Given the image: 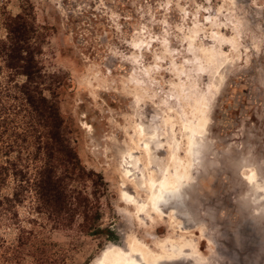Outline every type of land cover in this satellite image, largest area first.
Segmentation results:
<instances>
[{
	"label": "rangeland",
	"instance_id": "rangeland-1",
	"mask_svg": "<svg viewBox=\"0 0 264 264\" xmlns=\"http://www.w3.org/2000/svg\"><path fill=\"white\" fill-rule=\"evenodd\" d=\"M16 15L41 38L42 86L55 93L84 175L66 182L60 226L35 211L32 193L15 221L1 217L0 264H94L131 242L153 259L187 251L163 264H264V0H0V39L3 20ZM6 74L0 61L10 109L17 101ZM196 96L206 100L200 122ZM6 116L20 128L23 112ZM136 126L151 138L149 164L134 152ZM171 149L187 172L176 199L153 211L123 173L136 157L138 179L160 186L175 170Z\"/></svg>",
	"mask_w": 264,
	"mask_h": 264
},
{
	"label": "trees",
	"instance_id": "trees-1",
	"mask_svg": "<svg viewBox=\"0 0 264 264\" xmlns=\"http://www.w3.org/2000/svg\"><path fill=\"white\" fill-rule=\"evenodd\" d=\"M3 28L5 36L0 39V61L7 81L15 89L17 102L8 109L9 106L1 103L3 95L0 94V219L8 215L15 221V206L27 193H32L35 211L60 226L65 219L66 182L82 177L84 170L63 135L55 93L42 86L44 74L36 59L40 54L41 38L36 27L16 15L6 17ZM16 77H22V82L16 83ZM44 90L49 91L48 96L43 94ZM16 110L23 112L20 128L10 127L6 116ZM28 161L34 164L32 173ZM90 174L92 172H87ZM9 181L12 184L10 193L2 194L1 190ZM17 245L22 246L20 237Z\"/></svg>",
	"mask_w": 264,
	"mask_h": 264
},
{
	"label": "bare ground",
	"instance_id": "bare-ground-1",
	"mask_svg": "<svg viewBox=\"0 0 264 264\" xmlns=\"http://www.w3.org/2000/svg\"><path fill=\"white\" fill-rule=\"evenodd\" d=\"M205 101L206 100H204V96L203 97L196 96L195 98H192V104H191L192 105V117L195 118L194 120L198 122H200L202 119V114L205 109ZM134 130L136 131V139L132 140L135 146V150H136L134 152L136 153L137 149H140L141 153H143L146 159V163L149 164L151 154H152L150 146H149L150 137H144L142 128L138 126H136ZM140 142L143 144L139 146ZM168 161L171 163V165L175 167V170H173L174 173L164 174L161 178L160 186H157V187L154 185V183L145 181L143 177H141L142 179H138V175L142 176V172H139L141 170L140 169L141 163L139 162V159H137L136 157H134L130 166H128L127 169H125L123 173L124 175L123 177L129 178L127 180H130V182L132 183V186L136 190L137 188H142L145 190V192L148 193V195H150L148 201L150 202V205L153 211L157 210V207L160 206V203H164V204L166 203L168 205L169 204L168 202L170 201L169 198L172 199L173 201L176 199L179 180L181 179L182 176H184L187 165H188V162L180 163L179 161H177L176 155L174 154L173 150L169 153ZM255 176H256V173L251 171L248 174V178H247L250 183H253V185L256 184ZM123 198L128 204L134 205L136 207L137 213L143 214V212L145 211V205L143 203L142 204L137 203L135 201V198L132 197L131 195H128L127 193H123ZM187 249L188 251H190V253L195 252L192 250V248H187ZM162 252L168 253V256H161V257L153 259L151 258L153 254L151 253V251H149V249L140 246L136 242H131L130 246L128 247L127 252L123 251L122 249L118 247L107 249L95 260L94 264H163L166 261H173V260H178L180 258H183L185 255V252L187 251H184V252L179 251L178 256H172V254L168 250L162 249ZM135 255H139V256L135 259H132V256H135Z\"/></svg>",
	"mask_w": 264,
	"mask_h": 264
},
{
	"label": "flooded vegetation",
	"instance_id": "flooded-vegetation-1",
	"mask_svg": "<svg viewBox=\"0 0 264 264\" xmlns=\"http://www.w3.org/2000/svg\"><path fill=\"white\" fill-rule=\"evenodd\" d=\"M190 255H193V256L197 257L195 253H190ZM197 260H198V259H197Z\"/></svg>",
	"mask_w": 264,
	"mask_h": 264
}]
</instances>
